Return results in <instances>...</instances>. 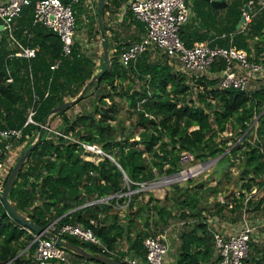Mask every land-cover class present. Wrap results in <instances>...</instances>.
<instances>
[{
    "label": "trees",
    "instance_id": "1",
    "mask_svg": "<svg viewBox=\"0 0 264 264\" xmlns=\"http://www.w3.org/2000/svg\"><path fill=\"white\" fill-rule=\"evenodd\" d=\"M96 2L95 7L86 0L74 4L76 30L83 21L88 27L93 26L97 17ZM126 2L105 0L101 12L102 25L109 39L110 64L106 71L101 55L98 64L102 67L99 68L77 38L70 56H63L58 35L39 23L33 24L35 0L23 8L14 31L23 45L36 49L33 58L15 56L17 47L0 33V128L22 130L15 147L23 145V150L30 146L37 139L45 116L85 88L82 98L73 105L49 115L40 142L26 157L10 189L12 206L39 226H49L54 234H59L60 226L65 223L90 227L107 247V255L122 264H130L125 259L126 253L143 257L144 238L162 234V227L172 217L171 211L157 202L149 209L143 206V226L130 236L137 216L126 215L124 225L111 209L115 203L123 204L127 200L131 209L134 198L144 191L129 198L121 196L107 202L84 204L124 192L127 188L123 174L133 182H142L178 171L183 151L192 152L197 160L222 155L221 162L227 160L229 166L233 165L232 156L241 159L244 165L240 174L243 182L237 194L217 204L229 207L236 215L235 222L245 216L254 224L261 223L250 235L249 252L252 250L253 254L247 256L245 264H264V252L253 244L264 228V192L258 200L254 201L253 195L246 199L253 186L258 191L264 187V78L253 82L248 91L220 88L218 72L224 67L222 60L211 67L210 72L215 74L212 77H208L207 72L189 76L177 70L175 58L155 49L145 51L134 62L121 64V52L145 32L143 23L125 7L121 20L112 27L108 25ZM226 2L225 7L215 8L207 0H192L193 14L180 28L181 39L188 47L202 41L221 46L232 44L252 54L254 60L264 62V6L256 0L250 9L254 15L242 29L237 25L247 0ZM120 29L127 30V34L121 31L119 34ZM222 33L226 37H221ZM56 60H59L58 66L51 69ZM95 75H100L99 79L90 82ZM9 77L11 81H6ZM88 97L92 98L89 107L69 114ZM116 97L126 102L129 114L134 117L130 129L117 120ZM31 107L34 123H26ZM256 115L257 121L249 129ZM57 117L60 121L53 125ZM133 129H138L137 139ZM225 131L230 133L222 136ZM64 135L99 144L114 157L124 173L106 157L97 163L84 159L81 145ZM230 140L233 146L228 144ZM226 148L229 149L226 151ZM220 181L221 178L217 184ZM173 186L175 214L181 229L178 245L174 247L173 264H218L220 255L212 232L220 230L204 219L199 190L181 188L178 184ZM130 187L136 188L134 184ZM62 195L67 199H61ZM152 201L156 200L148 198L146 203L150 205ZM140 207L142 205L137 209ZM152 212L157 215L155 220L151 219ZM253 215L258 221L251 220ZM33 233L7 214L0 201V264H37ZM60 236L91 252H100L97 244L65 233ZM122 239L127 242L125 252L119 247ZM66 255L68 260L59 264H101L68 249Z\"/></svg>",
    "mask_w": 264,
    "mask_h": 264
},
{
    "label": "built area",
    "instance_id": "2",
    "mask_svg": "<svg viewBox=\"0 0 264 264\" xmlns=\"http://www.w3.org/2000/svg\"><path fill=\"white\" fill-rule=\"evenodd\" d=\"M31 1L0 0V33L8 39L9 43L17 47L14 55L26 59L33 58L36 54V49L23 45L15 37L14 31L16 20L19 18L23 8L29 5ZM77 2L79 0H68L67 2L63 0H35L34 3L33 24L39 23L58 35L62 42L63 56H70L72 51L75 39V14L73 6ZM255 3L256 0H247L245 4L247 10H243L244 20L241 24L242 29H245L254 15L250 9ZM257 3L264 6V0H257ZM191 4L192 0H127L124 7L129 8L134 18L143 23L145 32L139 40L133 41L126 46L119 56V61L121 64L127 65L137 60L145 51L155 49L159 53H165L175 58L177 70L192 76L209 72L218 60H222L224 67L218 72L219 87L248 91L253 86V82L264 78V62L254 60L252 54L247 53L243 49L236 48L232 44L221 46L211 44V41H202L195 42L191 47L186 46L180 37L179 31L192 14ZM221 37H226V34L222 33ZM58 64L59 60H56L51 64L50 68L55 69ZM6 81H11V77L7 78ZM46 95L47 92L44 93V96ZM33 113L34 109L32 107L29 108L26 123H34L32 119ZM45 128H47L46 125ZM21 136V129L0 128L1 196L4 189V181L17 159L16 157L14 160L13 154L15 150H21L23 146L15 147V142ZM25 138L28 139V134L25 135ZM68 138L81 145L84 159L91 160L94 163H97L103 157L116 161L113 156L106 153L97 143L84 142L72 137ZM218 159L219 157H212L206 160H197L192 152L183 151L179 156L178 171L168 175L163 174L164 176L160 179L157 177L142 182H133L123 174L125 187L127 188L124 192L101 197L84 205L107 202L111 198H119L121 196L129 198L138 191L159 187L161 184L168 183L174 185L185 183L212 169ZM130 184H134L136 188H131ZM258 192L256 187L252 188L246 194V199ZM0 201H2L1 198ZM220 201L225 202L224 197ZM239 223V227L227 235L217 230L212 232L216 250L220 255L218 264H245V259L249 252L250 235L261 226V223L254 224L245 216L242 217ZM46 229L49 230V226ZM28 231L31 232L32 230L28 228ZM63 233L74 235L82 241L99 245L101 253L106 254L108 252L107 247L90 227H84L80 223H65L60 226L59 234L55 235L60 236ZM167 236V231L164 230L162 234L145 237L143 240V257L125 258L126 261L130 264H163L164 257L169 251ZM32 242H36L37 244L35 256L37 264H52L53 262L59 264L68 260L66 248L57 245L52 239L44 237L42 233L37 234L34 232ZM78 264L83 263L79 262Z\"/></svg>",
    "mask_w": 264,
    "mask_h": 264
},
{
    "label": "rangeland",
    "instance_id": "3",
    "mask_svg": "<svg viewBox=\"0 0 264 264\" xmlns=\"http://www.w3.org/2000/svg\"><path fill=\"white\" fill-rule=\"evenodd\" d=\"M95 1L97 0H89L87 2L90 4V6L95 7ZM95 18L97 19L96 16ZM96 19H95V23H93V26H89V27L84 21L81 22L82 23L81 26L77 30L75 29V38H77L81 42L82 49L87 54H89L93 58V60L98 64L100 61V55H101V45H100L101 35L99 31L98 20L96 21ZM101 21H102V18H101ZM105 22H106V18H105ZM114 24L115 22H113L112 24L110 21L108 25L112 27ZM120 31L122 34H127V30L125 29L124 30L120 29L118 33ZM109 34H110V30H109ZM152 59H155V58L153 57ZM95 74H97V71H95ZM214 75L215 74H212L210 71L207 72L208 77H212ZM115 100H116V104L118 108L117 120H121L124 123L125 128L130 129L131 123H133L134 117L129 114L130 111L127 108V104L124 100L120 99L119 97H116ZM91 103H92V98L88 97L84 102L74 107L69 112V114L70 113L74 114L82 108H85V107L87 108L90 106ZM262 112H264V109ZM255 117H257V115L254 116V119ZM59 119L60 118L57 117L54 120L53 125L57 124L60 121ZM137 132H138V129H133V135L135 139H137ZM229 133H230L229 131H225L221 135L226 136ZM250 140L252 142L253 138ZM228 144L233 146L232 140L228 141ZM228 149L229 148H226V151ZM20 151L21 150H15L13 154V157H15L14 160L16 159V157H18ZM215 157H219L215 166L218 164H221L222 163L221 162L222 158L220 159L221 155H217ZM230 159L232 160L233 165L231 166L228 165L229 167L227 166L228 172L226 174H225V170L227 169V167L222 170V175L224 177H222L221 175V181L218 184H217L218 175L214 170L215 166L209 171H207L206 173L199 175L197 178L191 180L190 183L185 182V183L178 184V186H180L181 188H185V187L191 188L192 187V188L199 190L200 206L203 208L202 215L204 216V219L205 220L207 219L209 223L213 225L214 227L215 225L219 226L220 220H223L227 223H232V224L236 223L235 213L232 212L229 207L228 208H226V206L221 207L220 205L217 204V202H219L220 200H223V197H225L227 194L232 193L231 196H233V194H237V192H239V187L243 182L240 179L241 178L240 174L244 167L241 159L237 160L232 156H230ZM162 176L164 175H160L158 176V178L160 179L162 178ZM199 184L201 186H199ZM173 187H174L173 184L166 183V184H161L159 187H154L149 190H145L141 196L137 195V197L134 198L133 206L131 209H129V206H127V203H128V200H127L123 204H120V202L118 204L115 203L113 208L111 209V213L117 214L119 219L120 220L122 219V222H124L123 223L124 225L126 223L125 221L126 215L129 214V216L131 217L132 215L135 214L137 216V219L135 220V225L132 228V232L130 234V236H134V233L137 232L143 226V216L145 214V211L144 212L142 211L143 206L144 208L149 209L156 202L159 205L165 204V206L171 211L172 217L169 218L168 224L162 227V231L166 229L170 231V235L171 233L174 234L175 238L172 237V240L175 241L174 247L176 248V246L178 245L177 237H179L181 229H180V224L178 222V215L175 214L176 210H175L174 196L176 195V193L174 192ZM255 187L256 186H253V188ZM212 188H216L217 191L214 192ZM263 191H264V188L260 189L258 193H255L252 196L253 200L255 201L261 198L262 196L261 194L263 193ZM165 196H166V199H164ZM148 198H152L156 201H152L153 203L149 205L148 203H146V200ZM141 205L142 207H140V209H137ZM249 213H252V212H249ZM258 213L260 214V212ZM150 216H151V219L155 220L156 217L154 218V216H157V215L155 214V212H152ZM254 216L255 215L252 216L253 218H251V220L253 222L258 221L257 218ZM253 244L256 249H259L260 251L264 252V228L261 230L259 239H257V242ZM119 247L123 249V251L125 252L127 248L126 239H122L120 241ZM252 254H253V251L251 250V252H249L248 254V258ZM126 255H127V258H133V255H131V253L127 252Z\"/></svg>",
    "mask_w": 264,
    "mask_h": 264
},
{
    "label": "water",
    "instance_id": "4",
    "mask_svg": "<svg viewBox=\"0 0 264 264\" xmlns=\"http://www.w3.org/2000/svg\"><path fill=\"white\" fill-rule=\"evenodd\" d=\"M207 1L215 8H222V7H225L227 5V3L225 1H216V0H207ZM104 4H105V0H97V20H98L99 31H100V35H101V43H100V45H101V58H102L104 65H105L104 71H106L109 68V64H110V54H109V39L106 35V32L103 28L102 21H101V12L104 8ZM243 10L246 11L247 8L245 7ZM243 20H244V15L241 16L237 27H239L243 23ZM0 28H1V25H0ZM98 67L101 68L102 65L98 64ZM99 77H100V75L93 76L90 82H93V81L99 79ZM84 90H85V88H83V90L81 91V93L79 95H77L76 97L72 98L71 100L65 101L64 103L55 107L49 114H47L45 116V118L43 119V121L41 123L42 125H41L39 132H38L37 139L34 142H32V144L30 146H28V147H26L20 151L16 161L14 162L13 166L11 167V169L8 173V176L5 180L4 189L2 192L1 199H2V202H3L5 209L7 211V214H9L14 220L18 221L19 223H21L24 226H27V228H29L30 230H32L33 232H35L37 234L42 233V235L44 237H48V238L52 239L57 245L63 246L66 249L77 253L79 256H81L87 260H94V261L99 262L101 264H122L121 262H119L118 260H116L115 258H113L107 254H104L101 252H91V251L85 249L84 247H82L81 245L76 244V243H72L71 241H69L65 238H61L60 236L55 235L53 232L47 230L46 228L39 226L36 222H34V220H31V219L25 217L18 210H16L12 206V204L9 200L10 189L13 186L20 169L22 168V166L24 164L26 157L36 147V145L40 142L41 137H42V133L45 129V124H46V121H47L49 115L55 114L56 112L64 110V109L70 107L71 105H73L76 101H78L80 98H82V96L84 95ZM256 121H257V118L254 119L253 122L250 124L249 129L256 123ZM111 161L114 162V164H116V166L120 169V166L116 163V161H114L113 159H111ZM228 164H229V162L227 160H225L221 164H218L215 166L214 170L218 175V179L221 178L222 170L224 168H226L228 166ZM231 194L232 193L227 194L224 197V200L225 201L229 200L231 197ZM60 198L61 199H67V197L64 195H62Z\"/></svg>",
    "mask_w": 264,
    "mask_h": 264
},
{
    "label": "crops",
    "instance_id": "5",
    "mask_svg": "<svg viewBox=\"0 0 264 264\" xmlns=\"http://www.w3.org/2000/svg\"><path fill=\"white\" fill-rule=\"evenodd\" d=\"M216 1H225L226 2V0H216ZM118 10H119V13L116 14V16L110 20L112 24H113V22H119L121 20V18L123 17L122 13L124 11V6H121ZM134 26H132V27L135 30ZM138 35H140V34H138ZM239 222H240V220L237 221L236 223L232 224V223H227L225 221H220L219 227L216 225H215V227H217V229H219L223 233H230L231 231H233L239 227V225H240ZM166 231H167V235H168L167 241L169 243V251L167 252L166 256L164 257V263L163 264H173V262L175 260V254H174V243H175V241L172 240V237L175 238V236L172 233L170 235V231H168V230H166ZM52 264H57V263L53 262Z\"/></svg>",
    "mask_w": 264,
    "mask_h": 264
}]
</instances>
